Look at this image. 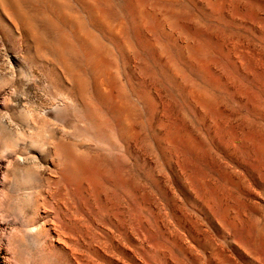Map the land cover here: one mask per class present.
I'll return each instance as SVG.
<instances>
[{
  "label": "rangeland",
  "instance_id": "374dc122",
  "mask_svg": "<svg viewBox=\"0 0 264 264\" xmlns=\"http://www.w3.org/2000/svg\"><path fill=\"white\" fill-rule=\"evenodd\" d=\"M65 1L82 15L96 46L91 53L65 33L75 52L65 57L72 85L83 78L87 103L108 114L102 130L109 136L93 126L74 90L65 91L48 65L36 61L20 76L13 72L0 40V176L11 160L39 171L3 184L10 196L0 228L17 233L5 262L264 264V0L97 2L94 9L107 22L122 25L118 35L96 26L79 0ZM34 26L44 48L38 55L57 63L65 50L56 51L58 32L41 22ZM14 49L20 59L18 42ZM91 64L105 67L110 81ZM57 93L74 101V107L61 106L60 122L43 114L60 106ZM24 114L51 123L46 130ZM50 133L73 146L63 171L72 190L55 203L44 179L63 166L45 142Z\"/></svg>",
  "mask_w": 264,
  "mask_h": 264
},
{
  "label": "bare ground",
  "instance_id": "6f19581e",
  "mask_svg": "<svg viewBox=\"0 0 264 264\" xmlns=\"http://www.w3.org/2000/svg\"><path fill=\"white\" fill-rule=\"evenodd\" d=\"M83 5H85L88 10H89V14L93 17L94 19V23L96 24V26H98L99 28H101L104 32H106V34L108 33V35H114L116 33H121V29L123 28L121 24L119 25H113L110 24L109 22H107L104 18V13H99L97 10L94 9V6L96 5L97 2L100 3H106V0H79ZM106 1V2H105ZM162 1V0H161ZM211 2V1H210ZM209 3V2H208ZM207 3V4H208ZM222 3V2H221ZM214 4V3H213ZM139 5V4H138ZM151 5V4H150ZM222 5V4H221ZM145 7V6H144ZM151 8V7H150ZM149 8V10H150ZM48 9H51L54 11V14L56 15V18L61 21V22H66L68 25H64L62 26V24L60 25L59 23H56L57 21H55V19L53 18V16L51 14H49L50 12L48 11ZM98 9V8H97ZM146 9V7H145ZM154 9V8H153ZM158 9V8H157ZM87 10V11H88ZM217 10V9H216ZM52 11V12H53ZM215 11V10H214ZM141 13V12H140ZM144 12H142L143 14ZM152 13V12H151ZM150 13V14H151ZM161 14V13H160ZM147 15V14H146ZM145 15V16H146ZM82 16V15H81ZM80 15H78L77 13H74L71 8H69V4L65 1V0H0V23L5 24L4 26H6L7 28V35L8 38L5 36V34L0 33V40H2L5 50L8 54L7 57H9L10 63H11V67L13 69V72H17L19 74V76L21 75V72L23 70V67L27 66V69H29L28 67H30L31 65H35V62H43L46 65H48L50 67V69L52 71L55 72V74L57 76H55L56 78H58V82L61 83V85L65 88V91L67 90L68 92L70 90H74V97H75V101H77L81 106L82 109L84 110V112L86 113V116L88 119L91 120V122H93V126L97 129L100 130V132L103 133V135L105 136H109L108 134L105 133V129L102 130L103 126L106 127L105 125H107V121L106 117L104 116V114H107V112L104 109L101 108V106H96L95 103L93 106H90L87 103V93H86V88L84 86V80L83 78L80 79V81L76 84L77 86L74 88L72 83H74V81H76V79L74 80L73 78V73L70 71V69L68 68L69 66L66 64V60L67 58H65L66 56H68V54L73 55L75 52L74 50H72L68 45V43H66L64 40L65 39V33L69 34L70 37H73L74 39H79L81 42L85 43L87 46L90 47V52L92 53L93 51L96 50V46H95V41L93 37H91L88 33V29L85 28L86 25L83 22L84 20L81 18ZM172 16V15H171ZM147 17V16H146ZM149 17V16H148ZM166 17V16H165ZM168 17V16H167ZM163 19H165L163 17ZM179 20V19H178ZM42 23L44 24L47 28H50L52 30H56L59 34V45L60 47L56 49L57 50H61V49H65L64 51H66L64 53V51H60V53H57V63H53L54 60L50 57V56H44V55H38V52H40L41 50H43L44 48L41 46L40 44V40H39V34L36 32L34 25H36V23ZM1 24V25H2ZM65 24V23H64ZM124 24V23H123ZM171 24V23H170ZM38 25V24H37ZM169 25V24H168ZM87 29V30H86ZM118 35V34H116ZM234 38V37H233ZM259 38V37H258ZM240 40V39H239ZM18 42V45H20L21 47V58L18 59L15 55V49L14 46L15 44ZM68 42V39H67ZM66 43V46H64ZM253 44V43H252ZM191 45V44H190ZM64 46V47H63ZM147 46V45H146ZM192 46V45H191ZM189 49V48H188ZM78 50H82L81 48L78 47ZM252 50V49H251ZM68 53V54H67ZM79 53V52H78ZM77 53V54H78ZM235 53V52H234ZM19 55V53H18ZM69 57V56H68ZM198 58V57H197ZM59 61V62H58ZM1 67V66H0ZM98 68H100L101 72H104L106 70L105 67L101 68L100 65H95V64H91L90 70L94 73H100V70H98ZM2 69V68H1ZM26 69V68H25ZM27 69L25 71H27ZM50 70V71H51ZM48 71V70H47ZM51 71V72H52ZM26 73V72H25ZM30 73V72H28ZM53 73V72H52ZM23 74V73H22ZM81 74V73H80ZM95 74V73H94ZM48 76V74H46ZM101 75V74H100ZM53 76V75H52ZM7 77V76H6ZM53 77H50L49 79H51ZM105 79L110 81L111 79V74L109 72L106 71V76ZM53 82V81H52ZM59 84V83H58ZM48 85V84H47ZM51 85V84H50ZM53 85V84H52ZM54 86V85H53ZM51 87V86H50ZM47 88V87H46ZM58 88V87H57ZM54 89H56L54 87ZM62 89V88H61ZM107 89V88H106ZM47 90V89H46ZM64 90V89H63ZM104 90V89H103ZM50 91V90H49ZM60 91V90H59ZM65 91H62L65 93ZM107 91V90H106ZM52 92V91H51ZM109 92V91H107ZM61 93V92H60ZM73 93V92H72ZM72 93L70 94L72 97ZM51 94V93H50ZM102 94V93H101ZM124 94V93H123ZM109 95V94H107ZM52 96V95H51ZM56 96H58V93L56 94ZM104 96V95H103ZM91 97V96H90ZM53 98V97H52ZM57 98H59L60 102L59 105L60 106H55L51 109H48L46 111L43 112L44 116H46L47 118L51 119L54 122H60L62 117H63V107L64 103H69L72 107H74V101L73 99H71L67 94H60ZM98 98V97H97ZM107 97L104 98V100H106ZM108 99V98H107ZM56 100V99H55ZM89 100V99H88ZM57 102V101H55ZM92 102V101H90ZM106 102V101H105ZM77 104V103H76ZM121 105V104H120ZM30 106V105H29ZM42 106V105H41ZM53 106V105H52ZM51 106V107H52ZM69 107V106H68ZM128 107V106H127ZM35 108V107H34ZM37 108V107H36ZM24 109V108H23ZM120 109V107H119ZM126 109V106H125ZM130 109V108H128ZM127 109V110H128ZM31 110V109H30ZM34 110V109H33ZM36 110V109H35ZM40 111V109H39ZM104 111V112H103ZM34 112V111H32ZM31 112V113H32ZM134 112V111H133ZM27 114V113H26ZM128 114L130 115L131 113H129L128 110ZM32 115V114H31ZM30 114L28 115V118L30 122L33 123V125L39 126L40 122H38L37 120H35V115L33 114V116H31ZM108 115V114H107ZM134 115V114H133ZM31 116V118L29 117ZM136 116V115H135ZM42 117V116H40ZM38 118V117H37ZM44 118V117H43ZM42 118V119H43ZM86 118V117H85ZM10 119V118H9ZM25 119V118H24ZM41 119V120H42ZM119 119V118H118ZM51 120L49 122L43 121L45 123H43L44 125L46 124V122L49 124L51 123ZM132 120V119H131ZM135 120V119H134ZM11 121V120H10ZM23 121V120H22ZM26 121V119H25ZM1 122V121H0ZM53 122V123H54ZM52 123V124H53ZM85 123V122H84ZM20 124V123H19ZM23 124V123H22ZM27 123L25 122L24 125H26ZM55 124V123H54ZM53 124V125H54ZM119 124V123H118ZM131 124V123H130ZM40 125L45 127V129L47 130V125ZM51 125V124H50ZM91 125V124H90ZM57 126V125H56ZM6 127V126H5ZM29 127V125H28ZM42 127V129H43ZM52 127V126H51ZM49 127V128H51ZM108 127V126H107ZM35 128V127H34ZM39 128V127H38ZM86 128V126L84 127ZM88 128V127H87ZM94 128V129H95ZM132 128V127H131ZM6 129V128H5ZM23 129V128H22ZM37 129V128H36ZM41 128L39 130H42ZM54 129V128H52ZM121 129V128H120ZM119 129V130H120ZM134 129V128H133ZM50 130V129H49ZM48 130V131H49ZM107 130V129H106ZM10 131V130H9ZM45 131V130H43ZM47 131V132H48ZM54 131V130H52ZM60 131V130H59ZM90 131V130H89ZM40 133H43L42 131H38ZM34 133L35 134H38ZM46 132V131H45ZM44 132V133H45ZM50 132V131H49ZM95 132V131H94ZM99 132V133H100ZM17 133V132H16ZM29 133H33L29 132ZM53 133V132H52ZM65 133V132H64ZM97 133V132H96ZM101 133V134H102ZM14 134V133H13ZM29 135V134H28ZM27 135V136H28ZM45 135V134H44ZM47 135V134H46ZM45 135V136H46ZM49 135V134H48ZM47 135V136H48ZM56 135V134H54ZM65 135V134H64ZM102 135V136H103ZM136 137V134H134ZM18 136V135H17ZM24 136V135H23ZM39 136V135H38ZM100 136V135H98ZM112 136V135H111ZM32 137V136H31ZM35 136H33L32 138H34ZM40 137H42V135H40ZM63 137V136H62ZM114 137V136H113ZM111 137V138H113ZM124 137V135H123ZM134 137V136H133ZM47 138V137H45ZM68 138V137H66ZM64 139V138H63ZM62 138H55L53 135L48 136V139L45 141L47 143H50L51 146H53V148L49 149V152L54 155V156H58L61 160V164H62V171L58 172L59 177H55L58 174H55V176L53 177L52 175H49L48 177L46 176V178L44 179L46 186L48 187V198L50 200H52L54 203L58 202L60 200H65L69 194L70 191L72 190L71 187V183L69 182L68 179V175H64L63 171L67 170V166L69 167L68 164H70V160L72 158L73 155V146L72 143L63 140ZM94 139V137H93ZM105 139V138H104ZM136 139V138H135ZM17 140V139H16ZM41 140V138H40ZM39 140V142H40ZM45 140V139H44ZM67 140V139H66ZM112 140V139H111ZM111 140L110 138H108V144H111ZM11 141V140H10ZM30 141L31 138H30ZM36 141H38L36 139ZM105 142V141H104ZM103 142V143H104ZM34 143V142H33ZM114 143V142H113ZM44 146V142L42 143ZM41 144V145H42ZM99 144V143H98ZM117 144V143H115ZM14 145V144H12ZM17 145V144H16ZM20 145V144H19ZM24 146L26 144H23ZM29 145V144H28ZM40 145V146H41ZM114 145V144H113ZM9 146V145H8ZM38 146V145H37ZM42 146V147H43ZM77 146V145H76ZM11 147V145H10ZM18 147V146H17ZM17 147H15L17 149ZM20 147V146H19ZM18 149H21L19 148ZM26 147V146H25ZM48 147V146H47ZM112 147V146H111ZM44 148V147H43ZM49 148V147H48ZM47 148V149H48ZM124 148V147H123ZM16 149L14 151H16ZM30 149V148H29ZM32 149V147H31ZM35 149V148H34ZM33 149V151H34ZM46 149V147L44 148ZM44 149H42L44 152ZM46 149V151H47ZM75 149V147H74ZM113 149V147H112ZM78 150V149H77ZM24 151V148L23 150ZM36 151V150H35ZM46 151L44 152L46 154ZM120 151V150H119ZM7 152V150H6ZM29 152L31 153V151L29 150ZM40 152V151H38ZM9 154H11L8 150ZM19 153V152H18ZM17 154V153H16ZM14 154V156L16 155ZM32 154V153H31ZM30 154V155H31ZM34 154V153H33ZM20 155V154H17ZM23 155V154H22ZM27 154H24V156H26ZM13 156V154H12ZM11 156V159H12ZM13 156V157H14ZM37 156V155H36ZM22 157V156H21ZM29 157V156H28ZM78 157V156H77ZM90 157V156H89ZM20 158V157H19ZM25 158V157H24ZM32 158V157H31ZM94 158H96L94 156ZM18 159V156H17ZM23 159V157H22ZM88 159V158H87ZM91 159V158H90ZM100 159V158H99ZM47 160V159H46ZM55 160V158L53 159V161ZM93 160V159H92ZM7 161V160H6ZM36 161V159H35ZM59 161V160H58ZM94 161V160H93ZM100 161V160H99ZM21 162V161H20ZM19 162V163H20ZM74 162V161H73ZM89 162V161H88ZM92 162V161H91ZM6 163V162H5ZM23 163V161H22ZM52 164V163H51ZM95 164V163H94ZM60 165V164H59ZM29 166V165H28ZM34 166V165H33ZM30 167V166H29ZM32 167V166H31ZM37 167V165H36ZM36 167L33 168H28L25 165H18L15 162L9 161L7 162V164L4 166V171L0 176V224L2 223V211H3V207L8 200V196H10V194L7 192V189H5V186L3 185L5 182L11 180L9 178L14 177V175L20 173V172H32L31 174L34 176H38L39 175V171L37 170ZM57 167V166H56ZM60 167V166H59ZM75 167V165H74ZM40 168V167H39ZM66 169V170H64ZM72 170V169H71ZM100 170V168H99ZM60 171V170H59ZM74 171V170H73ZM84 171V170H83ZM52 172H54L52 170ZM76 175V174H75ZM118 175V174H117ZM22 177V176H21ZM70 178V176H69ZM84 178V177H83ZM82 178V179H83ZM121 179V178H120ZM60 180V182L62 181L63 183H61L60 187L62 188H56V184L57 182ZM12 183V182H11ZM26 186V185H25ZM55 186V187H54ZM22 188V187H21ZM61 189V190H60ZM41 190V189H40ZM74 190V188H73ZM10 191V190H9ZM32 192V191H31ZM19 193V192H18ZM75 193V192H74ZM9 194V195H8ZM21 194V193H20ZM19 195V194H18ZM28 195V194H27ZM38 196H40V193H37ZM27 198V197H26ZM32 198V193H31V197ZM29 197L28 199L31 200ZM16 199V198H15ZM71 199V198H70ZM26 200V199H25ZM9 201V200H8ZM44 201L46 202V198L44 199ZM51 201V202H52ZM53 203V204H54ZM29 205V204H28ZM27 205V206H28ZM26 206V205H25ZM30 206V205H29ZM53 206V205H52ZM54 207V206H53ZM51 209H53L51 207ZM56 209V208H55ZM48 212V211H47ZM22 213V212H21ZM5 216V215H4ZM84 217V216H83ZM4 218V217H3ZM5 229V228H4ZM6 231V230H5ZM9 231V230H8ZM7 231V233H9ZM38 231V230H37ZM58 231V230H57ZM15 231H13V233H9V234H5L6 232H4L3 229L0 228V264H7V260L5 262V258L4 255L6 254V251L8 252L9 250H12V246H13V240L15 239V236L17 235L14 234ZM36 232V231H35ZM40 232V230H39ZM37 232V233H39ZM32 233V232H31ZM19 234V233H18ZM33 235V234H31ZM62 235V234H61ZM21 236V235H20ZM23 236V235H22ZM14 237V238H13ZM16 240V239H15ZM15 250V249H14ZM11 252H14L13 250ZM10 254V252H9ZM15 257V256H14ZM7 258V257H6ZM201 258V257H200ZM30 259V258H29ZM11 260V259H10ZM15 260V258H14ZM29 261V260H28ZM27 261V262H28ZM15 262V261H12ZM30 262V261H29ZM9 263V262H8ZM211 264V263H210Z\"/></svg>",
  "mask_w": 264,
  "mask_h": 264
}]
</instances>
